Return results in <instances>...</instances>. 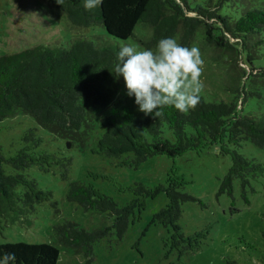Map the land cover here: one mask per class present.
<instances>
[{"label": "trees", "instance_id": "1", "mask_svg": "<svg viewBox=\"0 0 264 264\" xmlns=\"http://www.w3.org/2000/svg\"><path fill=\"white\" fill-rule=\"evenodd\" d=\"M48 1L73 26L99 25L114 37L136 38L143 49L155 50L163 38H175L180 45L190 47L196 31L201 30L206 44L228 53V63L237 69L239 79L262 75L264 82V63L258 67L252 64L257 48L264 42V6H248L249 0H194L195 3L193 0H103L99 8L91 11L84 8V0ZM224 3L240 5L236 17L219 12ZM138 23L148 33L135 37L133 31ZM120 47L98 46L92 39L80 37L67 46L39 43L0 54V120L21 109L66 139L92 116L94 106L108 107L109 111L99 119L103 130L97 141L105 155L126 158L131 152V161L140 162L155 154L175 156L188 149L200 151L217 142L231 158L217 193L232 195L234 179L238 180L242 194L245 193L251 179L262 173L261 163L235 147L246 139L264 147V123L241 112L247 95L244 84L242 97L237 94L229 101H208L200 95L194 110L181 113L174 107H165L164 115L153 119L140 112L134 97L127 93L116 98L122 77H117L113 69ZM242 55L247 61V72L239 67ZM21 139L24 144L15 154L2 158L6 163L16 169L38 164L44 170L59 164L61 177L67 178L70 157L39 150L41 140L31 128ZM179 183L167 187L168 203L154 215V221L170 228L171 239L181 251L193 249L192 241L197 239V234L185 235L178 223L181 203L195 200L176 188ZM18 185L23 188L16 193ZM138 188L145 189L141 184ZM41 195L35 179L27 180L21 173L5 174L0 166V208L13 205L15 199L32 208L33 202L42 199ZM66 198L83 209H96L113 216L109 226L91 230L71 219L53 226L56 240L82 252L83 264H89L94 242L111 229L118 238L125 232L128 211L112 197L79 180L69 182ZM244 200L248 202L245 195ZM260 218L264 219V209ZM261 236L264 238V228ZM3 253H15V264H58L59 258V250L46 242H1L0 256Z\"/></svg>", "mask_w": 264, "mask_h": 264}, {"label": "rangeland", "instance_id": "2", "mask_svg": "<svg viewBox=\"0 0 264 264\" xmlns=\"http://www.w3.org/2000/svg\"><path fill=\"white\" fill-rule=\"evenodd\" d=\"M247 5L262 7L264 0H249ZM240 8L238 3H224L219 12L236 17ZM133 32L135 37L148 33L140 23ZM80 37L92 39L98 46L132 44L143 49L136 38L114 37L99 25L73 26L48 0H0V54L39 43L67 46ZM192 46L200 49L204 60L201 79L205 87L200 95L208 101H229L237 94L242 97L245 92L241 112L264 123L263 76L239 79L237 69L228 63V53L206 44L201 30L196 31ZM255 53L252 64L258 67L264 63V42ZM239 58V67L247 72L245 56ZM126 93L122 77L116 98ZM108 111V107L94 106L92 116L66 139L21 109L0 120L3 172L21 173L27 180L35 179L42 192V199L33 202L32 208L22 205L18 199L13 205L0 208V243L46 242L59 250L58 264H83L82 252L60 244L53 226L71 219L91 230L109 226L113 216L96 209H83L66 198L69 182L79 180L96 192L112 197L128 211L125 232L118 238L111 229L94 242L93 259L89 264H264L261 236L264 219L260 218L264 209V147L247 139L235 147L261 163L262 173L251 179L243 193L248 197L246 202L237 179H234L232 195L217 193L221 177L231 164L230 155L222 152L217 142L200 151L188 149L175 156L155 154L140 162L131 161V152L126 158L105 155L97 141L103 130L99 119ZM30 128L41 140L39 150L71 158L67 178L61 177L59 164H52L47 170L38 164L16 169L2 159L14 155L23 146L21 137ZM175 182H181L176 185L178 190L195 197L181 203L178 219L185 235L197 234V239L192 241L193 249L178 250L171 239L170 228L154 221V215L168 203L167 187ZM139 184L145 189L138 188ZM22 188L18 185L16 193Z\"/></svg>", "mask_w": 264, "mask_h": 264}, {"label": "clouds", "instance_id": "3", "mask_svg": "<svg viewBox=\"0 0 264 264\" xmlns=\"http://www.w3.org/2000/svg\"><path fill=\"white\" fill-rule=\"evenodd\" d=\"M102 3L103 0H84L83 6L91 11ZM117 61L114 74L123 77L127 95L134 97L138 110L145 116L162 117L165 107L185 113L198 106L205 87L201 79L204 60L198 47L182 46L175 38L160 39L155 50L124 44ZM15 261V253L0 256V264Z\"/></svg>", "mask_w": 264, "mask_h": 264}]
</instances>
